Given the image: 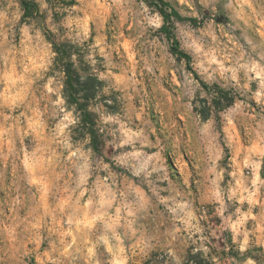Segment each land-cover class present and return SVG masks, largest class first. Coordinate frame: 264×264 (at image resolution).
I'll return each mask as SVG.
<instances>
[{
  "label": "rangeland",
  "instance_id": "rangeland-1",
  "mask_svg": "<svg viewBox=\"0 0 264 264\" xmlns=\"http://www.w3.org/2000/svg\"><path fill=\"white\" fill-rule=\"evenodd\" d=\"M166 1L0 0V264H264V0Z\"/></svg>",
  "mask_w": 264,
  "mask_h": 264
},
{
  "label": "trees",
  "instance_id": "trees-1",
  "mask_svg": "<svg viewBox=\"0 0 264 264\" xmlns=\"http://www.w3.org/2000/svg\"><path fill=\"white\" fill-rule=\"evenodd\" d=\"M157 3L159 4L160 7V11L162 13V15L164 16L166 22L170 20L172 13L175 12L177 14V16H179V13L171 6V4L166 1V0H156ZM169 9H172V12H169ZM174 50L176 53L179 54L180 57H185L186 59L190 60L191 56L189 53L183 51L178 45L174 46ZM67 72H70L69 69L67 70ZM69 77H71V75L68 74ZM76 81L77 84L79 83L78 79H74ZM73 86V85H72ZM204 86H208L206 83H204ZM75 92H78L77 87H74ZM222 93H224L225 91H221Z\"/></svg>",
  "mask_w": 264,
  "mask_h": 264
}]
</instances>
